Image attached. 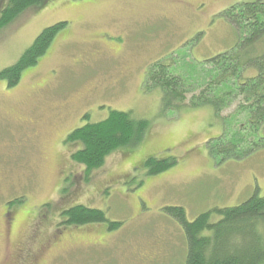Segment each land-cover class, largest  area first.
<instances>
[{
	"label": "rangeland",
	"instance_id": "obj_1",
	"mask_svg": "<svg viewBox=\"0 0 264 264\" xmlns=\"http://www.w3.org/2000/svg\"><path fill=\"white\" fill-rule=\"evenodd\" d=\"M242 1L53 0L0 29L1 72L45 29L70 24L17 87L0 81V264H29L32 249L52 240L56 228H69L54 226V218L74 206L102 210L120 227L65 231L77 242L60 243L42 264H186L187 234L168 208H183L193 222L264 197V149L216 163L209 143L224 135V115L210 105H167L162 90H144L158 61L174 60L172 73L190 81L201 63L234 49L238 34L225 11ZM5 4L0 0V12ZM111 110L132 113L148 129L139 144L114 151L88 175L71 158L82 145L67 137ZM148 158L176 164L150 176ZM12 201L19 205L10 247L4 214ZM25 237L27 254L14 263L15 243Z\"/></svg>",
	"mask_w": 264,
	"mask_h": 264
},
{
	"label": "trees",
	"instance_id": "obj_2",
	"mask_svg": "<svg viewBox=\"0 0 264 264\" xmlns=\"http://www.w3.org/2000/svg\"><path fill=\"white\" fill-rule=\"evenodd\" d=\"M50 1L6 0L0 12V29L29 9L45 8ZM225 16L238 34L234 49L201 63L190 81L172 73L174 60L158 61L149 67L144 88L146 92L162 90L167 105H210L217 115H224V135L209 143L216 163L242 161L264 149V0H244L226 10ZM69 29L68 22L45 29L15 65L0 72V81L10 89L17 87L26 71L37 67L60 34ZM147 129V122L132 113L111 110L105 120L88 122L67 137V142L82 145L71 161L84 166L89 175L103 168L114 151L139 144ZM175 164L172 158L144 161L150 176L160 175ZM166 212L187 234L186 264H264V197L255 194L239 206L202 214L193 222L183 208H168ZM64 215L69 220L62 225L68 227H120V223L109 221L104 211L87 206H76ZM214 215L220 217L216 223Z\"/></svg>",
	"mask_w": 264,
	"mask_h": 264
},
{
	"label": "flooded vegetation",
	"instance_id": "obj_3",
	"mask_svg": "<svg viewBox=\"0 0 264 264\" xmlns=\"http://www.w3.org/2000/svg\"><path fill=\"white\" fill-rule=\"evenodd\" d=\"M53 2V0H51L49 4H51ZM15 201H12L10 203H8V205L11 207H7L6 208V211H5V214H4V217H5V220H6V225H7V228L10 230L7 234V237L6 239L8 240L9 242V246L11 247L12 246V241H13V237H12V229L14 226H16V223H17V216L15 214V211H17V206L19 204H15L14 203ZM20 202V201H18ZM52 202H50L49 204H51ZM76 207V206H74ZM74 207H70L66 210H63L61 211L54 219H55V222H54V226H57L59 224H66L69 220V218L67 216H65L64 214L66 212H68L70 209L74 208ZM19 208V207H18ZM64 226V225H63ZM92 226V225H91ZM65 227H68V226H65ZM105 230L103 232H106L108 229H109V226L108 225H105ZM72 228H76V229H80L81 227H76V226H69V228L67 229H61V231L59 232H62L60 235L58 230L59 228H56V234L54 233V238L52 240H48L47 242H45L44 244H42L38 249H37V252L35 253V251L32 249L30 252H29V264H42V260L45 258V256L47 254H49L54 248L57 247V245H59L60 243L66 241L68 243H71V244H74L77 242V240L75 239V237H65L63 236V233ZM65 235V234H64ZM24 237V236H23ZM26 240V237L23 239L21 238L20 242L17 244V248L18 249L16 251V253H13L12 254V259L15 260L14 263H19L21 258L24 257L25 254H27V251H28V248H27V244L25 242Z\"/></svg>",
	"mask_w": 264,
	"mask_h": 264
}]
</instances>
